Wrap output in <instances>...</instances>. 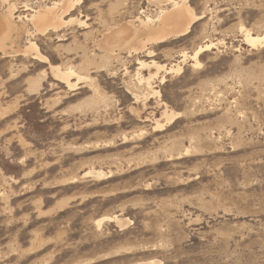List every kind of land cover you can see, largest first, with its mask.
Here are the masks:
<instances>
[{"label":"rangeland","instance_id":"obj_1","mask_svg":"<svg viewBox=\"0 0 264 264\" xmlns=\"http://www.w3.org/2000/svg\"><path fill=\"white\" fill-rule=\"evenodd\" d=\"M187 5L151 43L162 0H0V264H264V0Z\"/></svg>","mask_w":264,"mask_h":264},{"label":"bare ground","instance_id":"obj_2","mask_svg":"<svg viewBox=\"0 0 264 264\" xmlns=\"http://www.w3.org/2000/svg\"><path fill=\"white\" fill-rule=\"evenodd\" d=\"M162 2H166V3L170 4L172 6V10L166 12L163 10L164 8L161 7V11L159 12V15L157 16L156 19L161 18V20L164 21V19H168L167 17L170 15L171 18H181L182 20H184V22L176 25L174 28H165L163 30L152 31L148 37V42H151V43L152 42L156 43V42L165 41L168 39L178 38L180 36H184L186 33H188L192 23L195 21L194 14L189 9V6L187 5V0H162ZM162 4H165V3H162ZM66 9L67 10L65 11V13H68L69 9L68 8H66ZM44 18H52L53 21L51 23H49V25H45L42 21V19H44ZM11 19H12L11 14L9 16H7L5 19H2L0 17V49L3 51V53L7 52L8 49L6 46H4L2 44V41L4 39H6V37H8L9 33L14 30V26H15V25L11 24V22H12ZM31 20L34 23V31L33 32H31V33L27 32L28 29H27L26 24H24L20 28L16 27L15 31L18 30V33L22 36L24 34H28V37L31 38V40L28 39V44L30 45V48L32 51H36V49H37V45L35 44L34 41H32V39L38 33L45 34L49 29H52L54 32H58L63 26H66L67 24L70 23V21L63 20V16H59V15L57 16L56 11L49 12L47 9H40L39 11H36V13L33 15V18ZM154 22H155V20H153V18L148 17L146 24L145 25L143 24L142 26L143 27H150L148 24H152ZM130 25H133V23L128 24V26H130ZM139 30L140 29L137 28L135 33L137 34V32H139ZM128 33H129V30L128 31L123 30V31H116L114 33L108 34L107 38H106L108 41H110V42L107 41L108 43H112L113 40L118 39V41H123V45L122 46H116L115 44H110L109 48H105V49L107 51H109L111 54H114V48L115 47H118L120 49H122V48L125 49L128 46V42L124 41V40L126 39V36ZM132 33H134V32H132ZM263 41H264V35L261 37L260 36L253 37L249 34L246 35V42L253 47L257 46L258 44H262ZM11 44H12V46L10 47V49L12 48V50H14L13 48H15L16 41L13 40L11 42ZM211 46L212 45H207V46H205V48H201L199 51H197L196 54L193 56L194 59L197 60L198 55L202 51L209 49ZM143 49H145V47H143ZM17 52L19 53V51H17ZM17 52H15V54ZM150 53H153V52L150 51ZM37 57L41 58L39 55H37ZM153 64L156 67H161V66L157 65L156 63H153ZM180 70H181V68H180ZM54 71H56V70H54ZM73 75H74L73 72L72 73H62L61 71H59V69H57V73H55L56 77L66 81L68 84H70V77H72ZM164 115H166L168 117V120L174 119V116H175L173 114L172 115L168 114V112H165ZM158 127H161V125L158 124ZM223 214L224 215L217 214L216 216H218L219 218H223V219L227 218L225 216H231V214L227 213V212L223 213ZM242 229H244V228H242ZM237 232H239V230L234 231V232H228V233H216L215 238L219 239L220 241H222L224 243H230V242L236 240V238H237L236 233ZM239 235H241V234H239ZM242 237H244V236H242Z\"/></svg>","mask_w":264,"mask_h":264},{"label":"trees","instance_id":"obj_3","mask_svg":"<svg viewBox=\"0 0 264 264\" xmlns=\"http://www.w3.org/2000/svg\"><path fill=\"white\" fill-rule=\"evenodd\" d=\"M24 111H25L24 113H26V116L31 118L34 110L31 107H27L24 109Z\"/></svg>","mask_w":264,"mask_h":264},{"label":"water","instance_id":"obj_4","mask_svg":"<svg viewBox=\"0 0 264 264\" xmlns=\"http://www.w3.org/2000/svg\"><path fill=\"white\" fill-rule=\"evenodd\" d=\"M191 32V29L188 31V33H186L185 35L189 34Z\"/></svg>","mask_w":264,"mask_h":264}]
</instances>
